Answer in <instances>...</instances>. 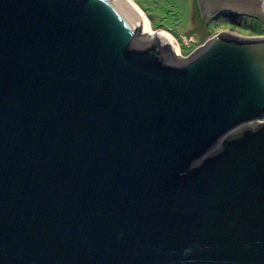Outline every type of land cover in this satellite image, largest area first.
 Instances as JSON below:
<instances>
[{
  "label": "water",
  "instance_id": "obj_1",
  "mask_svg": "<svg viewBox=\"0 0 264 264\" xmlns=\"http://www.w3.org/2000/svg\"><path fill=\"white\" fill-rule=\"evenodd\" d=\"M263 116L264 35L180 56L132 0H0V264H264Z\"/></svg>",
  "mask_w": 264,
  "mask_h": 264
},
{
  "label": "rangeland",
  "instance_id": "obj_2",
  "mask_svg": "<svg viewBox=\"0 0 264 264\" xmlns=\"http://www.w3.org/2000/svg\"><path fill=\"white\" fill-rule=\"evenodd\" d=\"M132 1L142 10L151 29H162L170 33L178 44L181 56L201 45L214 31L228 29L243 36H249V33L264 35V24L250 16L242 18L220 15L201 23L192 0ZM238 21L239 24L236 23Z\"/></svg>",
  "mask_w": 264,
  "mask_h": 264
},
{
  "label": "flooded vegetation",
  "instance_id": "obj_3",
  "mask_svg": "<svg viewBox=\"0 0 264 264\" xmlns=\"http://www.w3.org/2000/svg\"><path fill=\"white\" fill-rule=\"evenodd\" d=\"M195 2H196V0H195ZM198 11H199V7H198ZM215 14V13H214ZM229 15H235V16H237V17H242V18H245V17H248L247 15H244V14H236V13H234V14H229ZM199 16H200V18H201V20L204 22L205 20H206V22L209 20V19H213V18H215V17H218V16H220V14L218 15V14H215V15H209V16H207V17H205L206 15H204V16H201L200 15V11H199ZM254 20H256L257 21V19H254ZM259 21V20H258ZM259 22H261V21H259ZM240 22L238 21V24H239ZM262 24H264V22H261ZM248 35V34H247ZM249 35H252V33H249Z\"/></svg>",
  "mask_w": 264,
  "mask_h": 264
},
{
  "label": "trees",
  "instance_id": "obj_4",
  "mask_svg": "<svg viewBox=\"0 0 264 264\" xmlns=\"http://www.w3.org/2000/svg\"><path fill=\"white\" fill-rule=\"evenodd\" d=\"M192 2H193V7H195V9H196V11H197V16L200 18V16H199V11H198V8H197V5H196V2H195V0H192ZM230 17H233V15H230ZM201 23H204L202 20H201ZM237 24H238V22H236Z\"/></svg>",
  "mask_w": 264,
  "mask_h": 264
},
{
  "label": "bare ground",
  "instance_id": "obj_5",
  "mask_svg": "<svg viewBox=\"0 0 264 264\" xmlns=\"http://www.w3.org/2000/svg\"><path fill=\"white\" fill-rule=\"evenodd\" d=\"M133 2V1H132ZM134 3V2H133ZM137 7H138V5L136 4V3H134ZM139 8V7H138ZM140 9V8H139ZM141 10V9H140ZM141 12H142V10H141ZM143 13V12H142ZM143 15H144V13H143ZM145 16V15H144ZM145 18H146V16H145ZM146 20H147V18H146ZM147 22H148V20H147ZM148 25H149V22H148ZM149 29L151 30V31H154L153 29H151V27H150V25H149ZM167 32V31H166ZM168 33V32H167ZM169 35H170V33H169ZM171 36V35H170ZM172 37V36H171ZM173 38V37H172ZM174 39V38H173ZM175 40V39H174ZM175 42H176V40H175ZM176 44H177V42H176ZM177 47H178V44H177ZM178 49H179V47H178ZM180 55V54H179ZM181 56V55H180Z\"/></svg>",
  "mask_w": 264,
  "mask_h": 264
},
{
  "label": "clouds",
  "instance_id": "obj_6",
  "mask_svg": "<svg viewBox=\"0 0 264 264\" xmlns=\"http://www.w3.org/2000/svg\"><path fill=\"white\" fill-rule=\"evenodd\" d=\"M229 14H231V13H229ZM229 14H228V15H229ZM232 14H234V13H232ZM225 30H226V31H231V30H228V29H225ZM219 31H221V30H219ZM231 32H232V31H231ZM216 33H218V31H216V32L214 31V32L212 33V35H213V34H216ZM212 35H211V36H212ZM259 35H260V34H259ZM211 36H210V37H211ZM249 36H256V35H249ZM210 37H208V38H210ZM261 118L264 119V116H263V117L255 118V120H256V119H261Z\"/></svg>",
  "mask_w": 264,
  "mask_h": 264
},
{
  "label": "built area",
  "instance_id": "obj_7",
  "mask_svg": "<svg viewBox=\"0 0 264 264\" xmlns=\"http://www.w3.org/2000/svg\"><path fill=\"white\" fill-rule=\"evenodd\" d=\"M261 120H264L263 118H261V119H256V121H261Z\"/></svg>",
  "mask_w": 264,
  "mask_h": 264
}]
</instances>
